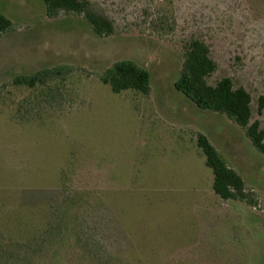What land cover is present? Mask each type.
<instances>
[{"label":"rangeland","instance_id":"rangeland-1","mask_svg":"<svg viewBox=\"0 0 264 264\" xmlns=\"http://www.w3.org/2000/svg\"><path fill=\"white\" fill-rule=\"evenodd\" d=\"M87 2L111 34L43 0H0V234L23 242L64 211L117 264H264V153L173 86L199 38L216 63L207 83L245 88L264 129V0ZM119 61L149 72L148 94L102 82ZM199 134L251 203L214 193ZM81 246L65 243L64 264H92Z\"/></svg>","mask_w":264,"mask_h":264},{"label":"trees","instance_id":"trees-1","mask_svg":"<svg viewBox=\"0 0 264 264\" xmlns=\"http://www.w3.org/2000/svg\"><path fill=\"white\" fill-rule=\"evenodd\" d=\"M48 13L73 12L84 15L93 30L99 35H108L114 31L111 20L88 9L87 0H43ZM10 26V20L0 14V33ZM183 62L180 74L174 81L175 90L185 95L200 109L212 110L225 115L238 125L252 145L264 153V129L258 120L252 121L251 95L243 87H234L230 77H223L214 85L207 79L216 70V63L210 56L209 46L199 38H191L183 45ZM112 91L136 90L143 94L149 92L150 74L146 69L131 61L116 62L101 77ZM30 86L38 81V76L23 80ZM264 109V96L258 100L260 113ZM197 144L205 155V163L212 171V189L223 200L237 199L252 202L245 192L241 176L230 168L206 136L199 134ZM58 212V211H57ZM63 212L50 220L39 234L16 242L0 234V264H64L66 251L64 245L81 243V249L74 256L92 264H117L92 240L86 229L76 223L68 224ZM69 233H72V235Z\"/></svg>","mask_w":264,"mask_h":264}]
</instances>
